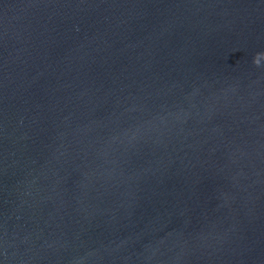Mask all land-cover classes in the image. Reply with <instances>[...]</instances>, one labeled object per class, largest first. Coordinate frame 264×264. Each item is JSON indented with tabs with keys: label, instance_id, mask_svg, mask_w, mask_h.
Masks as SVG:
<instances>
[{
	"label": "water",
	"instance_id": "1",
	"mask_svg": "<svg viewBox=\"0 0 264 264\" xmlns=\"http://www.w3.org/2000/svg\"><path fill=\"white\" fill-rule=\"evenodd\" d=\"M264 0H0V264H264Z\"/></svg>",
	"mask_w": 264,
	"mask_h": 264
},
{
	"label": "clouds",
	"instance_id": "2",
	"mask_svg": "<svg viewBox=\"0 0 264 264\" xmlns=\"http://www.w3.org/2000/svg\"><path fill=\"white\" fill-rule=\"evenodd\" d=\"M262 59H264V55H257V56L253 59V64H254L256 67H259V66H260V62H261Z\"/></svg>",
	"mask_w": 264,
	"mask_h": 264
}]
</instances>
